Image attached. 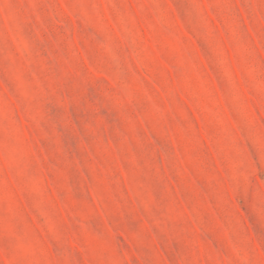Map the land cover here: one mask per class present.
I'll return each instance as SVG.
<instances>
[{"label":"rangeland","instance_id":"1","mask_svg":"<svg viewBox=\"0 0 264 264\" xmlns=\"http://www.w3.org/2000/svg\"><path fill=\"white\" fill-rule=\"evenodd\" d=\"M0 264H264V0H0Z\"/></svg>","mask_w":264,"mask_h":264}]
</instances>
